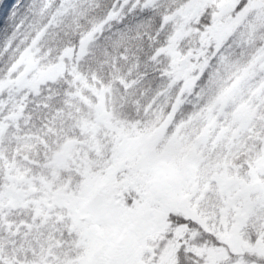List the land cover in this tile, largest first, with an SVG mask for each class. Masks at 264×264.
Instances as JSON below:
<instances>
[{
    "label": "snow or ice",
    "instance_id": "1",
    "mask_svg": "<svg viewBox=\"0 0 264 264\" xmlns=\"http://www.w3.org/2000/svg\"><path fill=\"white\" fill-rule=\"evenodd\" d=\"M0 264H264V0H0Z\"/></svg>",
    "mask_w": 264,
    "mask_h": 264
},
{
    "label": "trees",
    "instance_id": "2",
    "mask_svg": "<svg viewBox=\"0 0 264 264\" xmlns=\"http://www.w3.org/2000/svg\"><path fill=\"white\" fill-rule=\"evenodd\" d=\"M12 2H14V0H12Z\"/></svg>",
    "mask_w": 264,
    "mask_h": 264
}]
</instances>
